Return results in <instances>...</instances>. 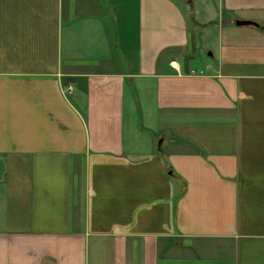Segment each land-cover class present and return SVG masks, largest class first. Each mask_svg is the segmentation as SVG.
<instances>
[{
	"label": "crops",
	"instance_id": "obj_1",
	"mask_svg": "<svg viewBox=\"0 0 264 264\" xmlns=\"http://www.w3.org/2000/svg\"><path fill=\"white\" fill-rule=\"evenodd\" d=\"M0 264H264V0H0Z\"/></svg>",
	"mask_w": 264,
	"mask_h": 264
},
{
	"label": "rangeland",
	"instance_id": "obj_2",
	"mask_svg": "<svg viewBox=\"0 0 264 264\" xmlns=\"http://www.w3.org/2000/svg\"><path fill=\"white\" fill-rule=\"evenodd\" d=\"M191 64H192V66H194L197 69H200L203 66L202 59L200 57L193 59ZM129 115H133L135 117L137 123L138 122L140 123L142 121L141 109L138 108L137 106H135L134 110L132 109L129 111ZM138 129L142 130V126L140 125L138 127ZM149 134L154 136L153 132H149Z\"/></svg>",
	"mask_w": 264,
	"mask_h": 264
},
{
	"label": "water",
	"instance_id": "obj_3",
	"mask_svg": "<svg viewBox=\"0 0 264 264\" xmlns=\"http://www.w3.org/2000/svg\"><path fill=\"white\" fill-rule=\"evenodd\" d=\"M238 25H246V24H255L254 22L251 21H237Z\"/></svg>",
	"mask_w": 264,
	"mask_h": 264
},
{
	"label": "built area",
	"instance_id": "obj_4",
	"mask_svg": "<svg viewBox=\"0 0 264 264\" xmlns=\"http://www.w3.org/2000/svg\"><path fill=\"white\" fill-rule=\"evenodd\" d=\"M71 91H72V88L70 87V88H69V92L71 93Z\"/></svg>",
	"mask_w": 264,
	"mask_h": 264
}]
</instances>
